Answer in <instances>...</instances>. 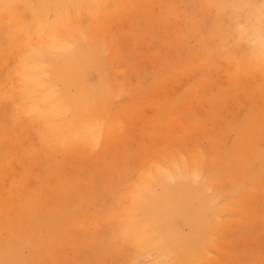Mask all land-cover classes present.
<instances>
[{
    "label": "bare ground",
    "instance_id": "1",
    "mask_svg": "<svg viewBox=\"0 0 264 264\" xmlns=\"http://www.w3.org/2000/svg\"><path fill=\"white\" fill-rule=\"evenodd\" d=\"M173 19L181 23L182 42L175 43L185 60L173 72L192 78L182 89L184 105L196 100L209 114L223 111L210 131L186 114L189 149L207 134L221 178L254 202L239 214L246 224L238 231L249 228L253 210L264 205V0H0V209L15 203L13 213L0 218V229L9 230L0 235V264H51L37 263L34 249L54 248L62 234L74 235L72 242L86 253L77 256H86L78 264L249 262L247 252L236 257L234 243L224 239L231 226L224 220L234 211L224 194H207L210 160L202 166L176 161L152 152L151 140L133 148L129 137L139 141V128L130 135L125 130L126 120L144 119L150 125L145 138L160 135L156 109L177 104L165 95L152 102L142 91L155 98L170 73L162 47H150V72L137 64L147 61L138 40L163 45L158 28ZM192 24L203 40H188ZM118 30L126 31L124 40ZM119 97L127 99L116 106ZM77 153L86 156L84 163L75 160ZM28 163L38 169L31 184L38 194L24 193ZM173 179L179 184L171 185ZM42 183L58 192L48 196ZM143 208L153 226L137 219ZM95 214L103 215L102 227ZM258 251L264 256V247ZM212 252L220 254L210 259Z\"/></svg>",
    "mask_w": 264,
    "mask_h": 264
},
{
    "label": "rangeland",
    "instance_id": "2",
    "mask_svg": "<svg viewBox=\"0 0 264 264\" xmlns=\"http://www.w3.org/2000/svg\"><path fill=\"white\" fill-rule=\"evenodd\" d=\"M158 32L161 36H163L164 44L161 45L158 42H154V39L152 40V43L148 46L146 43V40L139 39L138 40V49L142 52L141 54H144V58L147 60L151 55V49L150 47H162L161 50L165 54V57L170 62V73L166 77L165 81L161 83L159 87H157L158 92L156 94V97H152L151 91L144 89L142 90L145 95V97H149L152 102L158 101L159 97L161 95H165L173 103L177 104H170L168 106H161V108H157L154 113V129H156L157 132H160V135H153L149 138H145L147 133L149 132L148 129L150 125H148L144 119L142 120H134V123L129 122V120H126V127L125 130L131 134L133 132V128L136 126L139 128V135L141 136V139L139 141H136V139H139V137L136 135V137H129V141L132 142L131 145L133 148H135L139 142L140 146L143 142H147L148 140H151L153 142V146L151 148L152 152L161 151L165 155L172 154L174 156V159L176 161H180L183 159H192L194 161V164L197 166H202L205 161L206 157L210 160L209 163V173L212 177L211 183H208V189L207 194L210 197H215L218 193L224 194V197L222 199L225 200V203L230 207L234 212L231 214H228L231 216V219H225L224 221L230 223V228L227 229L228 233L226 236H224V239L230 242L234 243V251L233 254L236 255V257L242 256V254L246 255V252L248 255L246 256L249 259V262L247 261V264H264V256H261L259 254V249L264 247V205L261 206V208L257 207L255 210L256 217L251 221L249 224V228L247 230H243L241 232L238 231V228L241 224L244 223L240 218L239 214L241 213L242 209H244L247 204L251 203L254 204V202H250L245 200L244 198V189L236 190V186L232 184V180L230 178H226V176H222V171L220 169V166L216 162V159L213 160V157L211 154L207 152L208 148V140L205 138L207 134H204L203 136H200L197 139V145L198 147L195 148L194 151H191L189 148H192L191 146V138H188L187 135L190 133V124L187 122L186 114L191 113L195 114V116L198 117L200 122L203 125V129L205 131H210L216 126L217 120L222 116L223 111L221 109H217V111H212L213 114H209L205 111L207 108L204 103L198 102L196 100L192 101L188 106L184 105V98L188 97L186 93H182V89L184 86L189 82L192 81V78L188 76L184 79H178L177 74L173 72L174 69H178L182 67L183 64H185V60L182 55L179 53L178 46L175 42L180 43L181 40V23L179 19H173L170 21H167L164 25H161L158 28ZM126 31L125 30H118V37L120 40H124L126 37ZM190 34V32H189ZM205 38L203 32L198 28L197 25L192 24L191 27V34L188 37V40L194 42V41H200ZM210 41L209 48L214 49L217 44L212 38L208 39ZM138 67L141 68V71L143 73L150 72V62L147 60L146 62L143 60H140V63H137ZM146 74V73H145ZM151 83V82H150ZM148 83V84H150ZM150 86V85H149ZM161 87V88H160ZM202 93H206V90H203ZM127 97L124 98H116L115 104L116 106L122 105L123 101L126 100ZM150 109L148 108L147 114H149ZM156 122V123H155ZM135 125V126H134ZM141 128V129H140ZM208 133V132H207ZM138 137V138H137ZM29 144L35 145L37 143V140L35 137L28 138ZM134 143V144H133ZM139 146V147H140ZM138 147V148H139ZM97 149L101 148V143L98 142ZM95 148V149H96ZM93 150V152L95 151ZM180 151L182 153V156H177V151ZM207 152V153H205ZM75 157V160L79 161L80 163H84L85 157L83 153H77L73 155ZM129 162H131V159L129 157V154L127 153L126 158ZM20 164H24L22 161H20ZM206 164V163H205ZM26 166V172L30 174L29 182L23 183V189L24 193L27 195L30 194H38L39 191L37 188L33 187L31 184L34 183L37 179L38 175V169L36 168V165L34 164H25ZM102 166V165H101ZM103 167V166H102ZM105 169V167H104ZM107 170V169H106ZM105 170V171H106ZM82 173L84 171L80 170ZM104 172L103 170H100L95 174V176H100ZM12 177L11 183H14L15 185L19 186L20 183V177L18 175H14L11 172L10 175ZM9 176L6 177L4 180L5 185H9ZM84 183L89 184L90 177L85 176L84 177ZM171 185L179 184V180L173 179L170 180ZM41 188L45 191V193L49 196L50 192L51 194H55L58 192V189H55L54 187L48 185V183H42ZM229 190H233L231 194H228ZM235 191V192H234ZM226 193V194H225ZM160 195V192L156 195L149 197L150 199L154 200L157 199ZM109 199H103V202L108 204ZM18 203V202H17ZM16 203V204H17ZM222 203L221 199L215 200L214 204H220ZM15 208V203H12L11 206H7L4 209H0V218L3 216H9V214L13 213ZM137 219H141L143 221L148 222L149 224H154V217L150 213L149 209L146 208L140 211L139 214H137ZM95 219L97 222V227H102L105 219L102 214H95ZM86 223V219H82V222L79 223L81 226V229L83 228L82 225ZM149 226V225H148ZM100 229V228H98ZM94 230L96 228L94 227ZM152 230V228H151ZM8 233L9 230L6 229V231H3L0 229V235L4 236ZM93 232V231H90ZM38 238H40V235H38ZM75 239V236H71V234H62V237L57 241L56 246L50 250L43 249L40 247H37L34 249V252L36 254V260L37 263H47L50 262L52 264V257L54 256V262L55 264H78L81 260H84L86 256L77 257L78 255L82 254L85 255L81 249L80 246L74 244L72 240ZM224 241V240H223ZM71 245V246H70ZM85 246V244H83ZM48 250V251H47ZM99 250L97 251V253ZM29 251H25V254L27 255ZM264 253V252H263ZM217 254H220V252H212L209 254L210 259L217 258ZM245 257V258H246ZM153 259V258H152ZM151 259V260H152ZM233 263L229 264H242L240 261L237 260V258H233Z\"/></svg>",
    "mask_w": 264,
    "mask_h": 264
}]
</instances>
